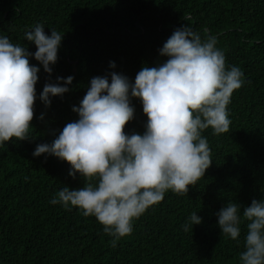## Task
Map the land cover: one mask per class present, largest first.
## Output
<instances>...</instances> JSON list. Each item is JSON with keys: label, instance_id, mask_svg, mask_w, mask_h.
<instances>
[{"label": "trees", "instance_id": "16d2710c", "mask_svg": "<svg viewBox=\"0 0 264 264\" xmlns=\"http://www.w3.org/2000/svg\"><path fill=\"white\" fill-rule=\"evenodd\" d=\"M37 23L48 35L51 29L63 33L51 82L74 79L68 92L50 97L45 107L39 95L49 74L29 58L40 68L29 132L34 138L0 144V264H237L247 222L242 219L233 240L221 234L216 213L232 201L241 204L242 217L252 199H264V0H0V36L34 53L25 31ZM186 23L202 38L216 36L226 64L244 73V85L227 106L232 123L227 133L215 135L211 127L202 132L212 158L204 178L185 195L167 191L112 247L95 217L50 203L63 187H82L83 178L73 179L66 161L32 153L79 118L72 108L93 77L108 76L110 82L116 72L134 82L143 66L167 59L159 49ZM131 103L134 118L125 131L143 133L142 103L134 97ZM192 213L202 222L185 232Z\"/></svg>", "mask_w": 264, "mask_h": 264}, {"label": "clouds", "instance_id": "9594fccd", "mask_svg": "<svg viewBox=\"0 0 264 264\" xmlns=\"http://www.w3.org/2000/svg\"><path fill=\"white\" fill-rule=\"evenodd\" d=\"M44 27L37 23L25 31V39L36 46L34 53L0 36V144L34 138L29 132L40 68L30 57L49 74L39 95L45 107L51 105L50 97L70 90L73 76L56 77L55 83L50 79L63 33L51 29L48 35ZM217 43L216 36L202 38L186 23L159 49L167 59L158 66H143L134 82L116 72L110 73V82L108 76L93 77L79 106L72 108L79 118L67 123L51 143L37 144L32 153L66 161L69 175L84 180L82 187H63L50 203L77 207L83 216L95 217L116 247L133 232L134 220L160 203L167 191L185 195L189 186L197 185L212 164L202 132L210 127L215 135L229 131L227 106L245 83L241 68L226 64ZM110 67L115 68V62ZM133 97L147 116L143 133L125 131L134 118ZM240 208V203L229 201L216 213L221 234L237 240L242 219L246 221L237 264H264V199H252L242 217ZM201 222L202 217L192 213L183 230Z\"/></svg>", "mask_w": 264, "mask_h": 264}]
</instances>
